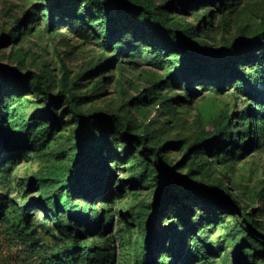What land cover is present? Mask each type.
<instances>
[{"label": "rangeland", "instance_id": "374dc122", "mask_svg": "<svg viewBox=\"0 0 264 264\" xmlns=\"http://www.w3.org/2000/svg\"><path fill=\"white\" fill-rule=\"evenodd\" d=\"M102 1L105 37L90 0H0V264H139L145 215L173 187L154 223V264H264V37L237 51L236 75L179 81L183 55L146 14L116 12L162 6L168 26L217 51L257 34L264 0ZM83 118L95 123L83 126L101 185L90 198L75 192L73 221L44 199L59 189ZM212 185L233 197L193 193Z\"/></svg>", "mask_w": 264, "mask_h": 264}, {"label": "trees", "instance_id": "16d2710c", "mask_svg": "<svg viewBox=\"0 0 264 264\" xmlns=\"http://www.w3.org/2000/svg\"><path fill=\"white\" fill-rule=\"evenodd\" d=\"M56 6H63V0H52ZM220 5V0H212ZM89 11L94 14L99 20V25L102 30V34L108 36L110 30L108 29L109 23L112 21V16L109 10L106 8L105 3L102 0H90ZM143 11L146 14L144 19L145 25L160 37L161 41L170 46L174 50L183 55V62L181 68L176 71V77L179 81H185L189 79L190 75L195 71L200 72L203 77H207L210 80L219 81L227 76L236 75L238 64L235 62V55L237 51L254 49L259 39L264 37V23L259 29L257 34L251 39L246 41L236 40L232 43L221 46L217 51H211L201 41H189L181 33V31L175 30L166 24L163 17L162 6H156L153 9L145 6L142 3L128 2L116 4V12L125 14L126 16L130 12ZM249 58V57H248ZM223 77V78H222ZM15 82L19 83L21 78L15 76L13 78ZM248 84L250 80H245ZM264 81V77H263ZM222 83L217 84V87H221ZM260 102V100H257ZM229 119V118H228ZM88 124L92 127L94 122L91 123L89 119L83 118V122L75 132V144L74 150L66 171L61 174L59 181V189L57 192L48 195L44 199L45 205L49 211L56 215V211L59 207L67 214L69 219L77 221V214L80 207L71 204V200L75 192L79 189L85 194L95 191L100 185L101 181L93 180L89 171L94 168L95 160L92 159L88 152L94 150V143L90 140L89 131L84 128L83 125ZM102 124V122H98ZM143 142V140H142ZM23 140L19 139L13 143V145L22 144ZM148 149V148H144ZM98 152V151H97ZM87 168V170H85ZM91 181V184L87 185V182ZM173 189H167L159 196L156 197L151 209L144 218L145 227V242L142 250V256L139 264H154L159 244L162 242V234L159 229L154 227V223L160 217V213L166 207L167 204L175 202L177 195H173ZM193 193H206L207 197L211 199L214 195H217L218 202L225 203L229 201V198L233 197L231 192L225 188L224 190H218L217 186L212 185L209 188H202L200 190L193 189ZM208 199V200H209ZM207 200V203H208ZM221 205V204H219ZM57 223H60L59 217L56 218ZM71 227V226H70ZM75 237L79 238V231L76 226H72ZM248 238H242L238 241L236 246V260L241 261L244 256V248L249 246ZM263 251V250H262ZM264 253V251H263ZM84 256L88 254L87 250L83 252Z\"/></svg>", "mask_w": 264, "mask_h": 264}]
</instances>
